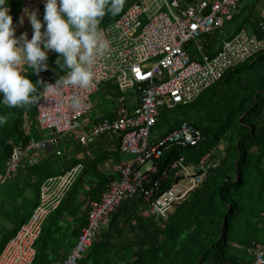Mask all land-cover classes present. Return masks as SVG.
<instances>
[{
	"label": "built area",
	"instance_id": "1",
	"mask_svg": "<svg viewBox=\"0 0 264 264\" xmlns=\"http://www.w3.org/2000/svg\"><path fill=\"white\" fill-rule=\"evenodd\" d=\"M241 1L132 0L118 19L100 27L109 48L96 59L93 85L88 89L63 86L54 95L36 96L34 105L41 138L7 140L9 154L0 170V186L13 180L17 173L39 164L46 151L61 156L62 138L75 139L85 147L99 137L113 138L117 151L131 157L129 163L119 168V178L107 183L100 199L89 201L87 224L80 230L70 253L58 264H79L124 203L141 198L151 217L166 220L173 204L206 179L209 155L196 167L186 165L181 157L148 187L152 176L157 174L158 161L168 149L195 146L204 140L200 130L187 120L157 143L150 142V131L162 108L192 104L221 81L227 71L264 53V0H253L256 29L247 30L242 20L223 36L224 29L237 21ZM43 3L44 0H24L19 14L24 24L18 23L17 37L27 29L25 10H38ZM9 8L11 13L13 9ZM213 37L217 41L214 47L210 44ZM58 78L51 83L55 84ZM111 82L119 91L114 111L110 117L102 116L93 122L85 132L83 120L94 108L93 95ZM127 91L132 93L130 98L124 95ZM73 97L81 100L79 109L72 107ZM171 171H177L180 179L161 191L167 172ZM82 172L83 166L78 164L41 184L38 204L3 248L0 264L34 263L35 243L42 235L43 225L60 207ZM154 194H158L155 199ZM246 253L248 264H264V244L253 242Z\"/></svg>",
	"mask_w": 264,
	"mask_h": 264
},
{
	"label": "trees",
	"instance_id": "2",
	"mask_svg": "<svg viewBox=\"0 0 264 264\" xmlns=\"http://www.w3.org/2000/svg\"><path fill=\"white\" fill-rule=\"evenodd\" d=\"M131 1L125 0L119 15L106 14L100 27L118 19ZM23 2L8 0L13 9L10 15L15 27L19 23ZM242 23L256 29L257 16L250 13ZM216 43L213 37L211 46ZM57 58L58 54L50 50L47 70L36 75L27 66H22L23 72L33 83L40 80L51 83L67 71L56 64ZM36 87L35 96L43 91V84ZM172 109L186 112L175 120L167 133L187 120L200 130L204 140L195 146L168 149L158 161L157 174L152 176L148 187L179 158L183 157L186 165L196 167L204 156H210L220 141L227 138L225 155L218 161L209 158L206 179L187 197L173 204L166 220L151 217L141 198L124 203L115 213L111 225L98 234L79 264H109L111 253L125 260L129 257L128 264H248L246 248L253 242L264 244V53L227 71L221 81L205 90L192 104ZM0 115L7 117V123L0 127L1 170L9 154L8 139L39 140L41 134L34 103L17 108L0 104ZM253 150L257 155L252 153ZM61 159L62 156L46 151L39 164L17 173L13 180L0 186V216L7 218L9 225L0 228V253L28 221L38 204L41 184L61 173L57 168ZM83 179L82 173L60 207L43 225L42 235L35 243L39 248L33 264H48L46 252L52 230H60L56 227L60 216L74 212ZM179 179L177 171L167 172L161 191ZM102 191L99 186L95 193L101 194ZM157 196L154 194L153 199ZM117 221L121 228L112 233L110 227L116 226ZM83 224L86 225L87 221L76 225L74 231L68 227L63 230L64 237L68 239L69 235L68 240L63 238V250L68 248L66 243L71 246ZM127 235H132L133 240L127 241ZM121 238L123 240L118 241ZM60 249L61 246L56 247L57 251ZM117 257L118 261L122 260Z\"/></svg>",
	"mask_w": 264,
	"mask_h": 264
},
{
	"label": "clouds",
	"instance_id": "3",
	"mask_svg": "<svg viewBox=\"0 0 264 264\" xmlns=\"http://www.w3.org/2000/svg\"><path fill=\"white\" fill-rule=\"evenodd\" d=\"M124 4L125 0H44L39 6L45 8L43 21L37 14L39 9L25 10L33 29L29 39L26 32L15 35L8 0H0V104L17 108L34 103L37 84H43L40 95L44 97L56 94L63 86L90 88L96 59L109 48L100 24L106 14L119 15ZM23 23L21 17L19 24ZM50 50L58 54L56 64L67 69L66 75L55 84L43 80L33 83L22 66L36 75L47 70ZM81 106L79 97H73L72 107ZM6 123L7 117L0 115V127Z\"/></svg>",
	"mask_w": 264,
	"mask_h": 264
},
{
	"label": "crops",
	"instance_id": "4",
	"mask_svg": "<svg viewBox=\"0 0 264 264\" xmlns=\"http://www.w3.org/2000/svg\"><path fill=\"white\" fill-rule=\"evenodd\" d=\"M26 20V33L28 34V38L31 39L33 29L31 28L28 19ZM111 88H113L114 91H117L116 84L114 82L111 83ZM107 117H110V114ZM96 141L94 144L85 147L80 145L78 141L72 138H62L60 140V146L61 142H63V148L61 146V156L63 157V159L59 161V165L57 167L58 171H66L78 164H81L83 166L82 173L85 176V179H83L82 181V187L80 189L81 192L79 193V199L76 203V205L78 203L83 204V211L78 212V209L75 206L74 212H71L68 216L64 215L59 217V223L56 224V227H60V230H52L53 236L50 237L51 240L48 244L46 252V257L47 259H49L47 260L48 264H58L70 253L76 242V237L73 238L71 246H68V243H66V246L68 248L63 250V238L67 239V237H64L65 234L63 233V230L68 227V229L74 231L76 225L79 226L82 221L86 223L85 220L87 216L89 201L100 199L101 194H96L95 190L100 186V188L104 191V186H106L110 180H117L119 178V168L129 163L131 160L130 156L120 154L117 151V141L115 139L109 137H99L97 143ZM117 222L116 226L110 227V231L112 233H114L115 230H119L121 228V223L119 221ZM84 226L85 225L83 224L81 228ZM125 239L127 241L133 240V238L127 239V237ZM122 240L123 239L121 238V240L119 239L118 241ZM59 246H61V249L57 251L56 247L58 248ZM51 254H54L53 257L58 255V259L55 261L54 258L50 257Z\"/></svg>",
	"mask_w": 264,
	"mask_h": 264
},
{
	"label": "rangeland",
	"instance_id": "5",
	"mask_svg": "<svg viewBox=\"0 0 264 264\" xmlns=\"http://www.w3.org/2000/svg\"><path fill=\"white\" fill-rule=\"evenodd\" d=\"M252 5H253V0H242L241 1V8H240L241 13L236 15V16H238L237 21L234 23H230L226 27L227 29H224L223 36L227 35L229 29L232 28L233 26H235V24L240 23L243 19L247 18L250 15V13H252V11H251ZM22 8H23V3H22ZM43 8H44L43 6L40 7L38 10V13H37L38 17L42 21H43V15H44V9ZM246 29L249 30L250 26L246 25ZM111 83L102 85L100 87L99 91L93 95L94 108H93L92 112L90 113V115L83 120V126H84L85 132H88L90 130V128L93 125V122L100 119L102 116H108L110 113H112L114 111V108H115L114 104H115L116 99L119 96V91L118 90L114 91V89L111 88ZM124 95L127 98H130L132 96V93H131V91H127ZM131 102H132V99L130 100V103ZM185 112H186V110L175 111L172 108H167V107L162 108L160 110V114H159V117L157 119L156 125L150 131V142L157 143L158 141H160L162 139V137H164L166 134H168L167 132H169V130L172 129V127L174 126L175 120L177 118H180L181 116H183ZM25 125H26V123H25ZM98 139H96V140L98 141ZM225 139L220 141L215 146V148L212 150V152L210 153V157H213V161L214 160L218 161V159H221L222 156L225 155L227 138H225ZM97 141H96V143H97ZM61 146L63 148V142H61ZM252 153H254V155H257L256 151H254V150L252 151ZM263 168H264V166H263ZM263 175H264V170H263ZM27 196H30L29 192H27ZM76 208L78 209V212L83 211V204L78 203L76 205ZM6 219L7 218H1V216H0V228H1V226H3L2 228L9 227L8 220H6ZM263 229H264V226H263ZM126 237L128 239H131L132 235H127ZM37 248H39V245H36V247H35L36 251H37ZM53 256H54V254H51L50 257L54 258L56 261L58 259V255L55 257H53ZM110 256L111 257L108 260L109 264H128L127 258H129V257H126V260H125V259H123L122 256L116 255L115 253H114V255H112V253H111ZM117 256L121 257L122 260L118 261L119 259ZM47 260H49V259H46V261ZM103 264H105V262Z\"/></svg>",
	"mask_w": 264,
	"mask_h": 264
}]
</instances>
